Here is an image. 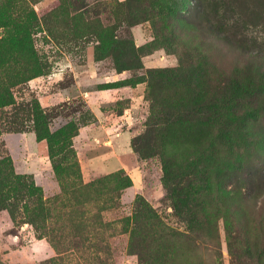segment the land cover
<instances>
[{
  "label": "rangeland",
  "instance_id": "obj_1",
  "mask_svg": "<svg viewBox=\"0 0 264 264\" xmlns=\"http://www.w3.org/2000/svg\"><path fill=\"white\" fill-rule=\"evenodd\" d=\"M116 1L64 0L61 5L67 12L63 13L55 11L60 5L58 0H32L40 20L34 43L48 69L47 74L30 80L15 93L17 100L34 98L42 109H56L54 113L59 115L51 122L52 131L69 121L79 126L72 145L84 184L118 174L107 182L101 196H88L86 205L94 224L102 221L108 225L103 235L108 253L102 264H152V250L157 249L163 251L160 264H264V116L259 123L250 124L242 150L248 162L240 177H250L245 192L254 208L246 219H237L232 205L236 198L232 196L222 199L225 210L213 216V207L221 209L222 200L216 190L209 195L204 192L198 198L197 223L207 222L199 209L203 203L207 216H211L210 224H216V243L200 237L195 243L198 249L191 253L193 243L182 237L172 242L152 241V224H162L159 229L164 235V228L185 231L189 217L174 206L172 193L188 182L197 183L205 177L211 181V146L220 148V142L206 138L197 147L166 139L160 133L162 122L168 117L165 107L172 102L170 95L174 90L158 76L161 71L177 67L182 51L167 39L161 18L152 15V0H118L122 5L111 8L109 15L105 10ZM191 1L180 0L179 9H187ZM197 1L201 6L193 15L198 14L204 24L209 22L242 46L241 52L233 47L230 58L264 68V0ZM81 8L86 10V21L99 17L105 25L115 27L118 39L144 47L140 55L143 68L118 73L111 57L95 59L96 39L85 35L84 24L72 18L74 10ZM213 58L221 66H229L218 52ZM122 62L136 64L132 57ZM124 80L140 83L108 89ZM176 113L177 110L170 115ZM235 126H239L240 134L242 125L236 121ZM5 155L16 174L33 177L45 199H60V185L45 141H37L31 130L2 133L0 156ZM168 165L174 170H168ZM58 200L53 204L55 214L61 209L62 199ZM231 222L247 235L244 243H234L232 247L225 230ZM132 229L138 232L137 239L130 238ZM39 235L18 216L14 219L7 211H0V264H51L57 255L55 246L64 249L67 241L55 237L52 243L45 235ZM230 250L235 255L231 256ZM83 259L66 254L60 264H92Z\"/></svg>",
  "mask_w": 264,
  "mask_h": 264
},
{
  "label": "trees",
  "instance_id": "obj_2",
  "mask_svg": "<svg viewBox=\"0 0 264 264\" xmlns=\"http://www.w3.org/2000/svg\"><path fill=\"white\" fill-rule=\"evenodd\" d=\"M58 1L60 5L55 11L67 12L65 6L61 5L64 0ZM192 1L185 10L179 9L180 0H152L150 5L152 15L160 17L165 24L167 39L182 51L177 67L161 71L158 76L165 79L168 88L174 90L170 95L172 102L165 107L168 117L162 122L160 133L166 139L181 140L197 147H201L206 138L220 142V148L211 146L214 151L213 165L209 167L211 181L206 177L201 178L197 183L188 182L172 193L174 206L189 217L185 231L180 233L164 228L167 231L164 235L159 229L162 224H152V241L165 239L172 242L182 237L193 243L191 253H194L198 249L195 243L200 237H207L211 243H216L217 239L216 224H210L211 216H207L203 203H200L199 209L207 222L197 223V204L202 193L209 195L216 190L220 200L225 196L235 197L232 205L240 220L246 219L247 213L254 209L250 206L249 193L245 192L250 177L241 179L240 176L248 162L242 151L248 128L250 124L259 123L264 116V68L258 63L259 66H249L231 59L233 47L236 52H241L242 46L209 22L204 24L198 14L193 15L201 4L197 0ZM122 3L117 0L105 12L110 15L111 8H118ZM74 11L73 20L83 23L85 35L96 39L95 59L111 57L118 73L143 68L140 55L144 53V47H135L132 41L118 39L115 27L105 25L99 17L86 21V10L81 8ZM39 23L32 0H0V135L31 130L37 141H45L52 171L60 185L61 197L54 200L62 199L61 209L55 214V201L43 197L42 190L31 175L16 174L9 156L5 155L0 156V211H7L14 219L18 216L32 225L41 234L40 237L48 233L44 237L52 243L55 237L59 241H67L64 249L54 244L57 255L51 264H60L66 254H76L86 262L89 260L92 264H102L103 257L108 253L103 237L108 225L102 221L94 224L91 210L86 205L88 196H101L107 182L118 174L84 184L72 145L79 126L69 121L52 131L51 122L59 115L54 113L56 109H42L36 99L17 100L15 95L16 90L30 80L47 74L46 62L34 43ZM214 52L223 55L229 66L218 64L213 58ZM131 57L136 64L122 62ZM152 80L150 73V84ZM138 83L124 80L108 86V89ZM175 110L177 113L170 115ZM236 121L243 128L239 130L240 134L237 132L239 126H235ZM166 168L174 170L169 165ZM165 172L169 176V172ZM241 183L244 185L241 186ZM203 201L210 204L209 199L204 198ZM223 201L219 202L221 209L216 205L213 207V216L225 210ZM46 224L52 226L47 227ZM233 224H226L225 229L230 247L234 243H244L247 237L240 226ZM136 233V230H130V238L137 239ZM233 251L230 250L231 256L235 255ZM254 253L258 251L254 250ZM261 253L264 255V250ZM161 254L163 251L160 249L155 252L152 250V264L161 263Z\"/></svg>",
  "mask_w": 264,
  "mask_h": 264
}]
</instances>
